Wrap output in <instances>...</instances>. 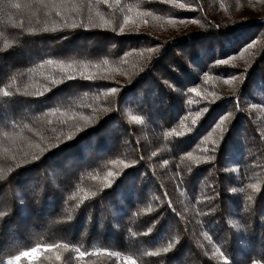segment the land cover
<instances>
[{
	"label": "trees",
	"instance_id": "1",
	"mask_svg": "<svg viewBox=\"0 0 264 264\" xmlns=\"http://www.w3.org/2000/svg\"><path fill=\"white\" fill-rule=\"evenodd\" d=\"M129 257L264 264V0H0V264Z\"/></svg>",
	"mask_w": 264,
	"mask_h": 264
},
{
	"label": "snow or ice",
	"instance_id": "2",
	"mask_svg": "<svg viewBox=\"0 0 264 264\" xmlns=\"http://www.w3.org/2000/svg\"><path fill=\"white\" fill-rule=\"evenodd\" d=\"M73 27H76V25H73ZM120 32H121V33L124 32V28H123V27L120 28ZM249 47H251V45H249ZM147 51H149V52H153V51H155V49L149 48V49H147ZM219 63H221V64H227V61L224 60V61H220ZM69 67H71V65H69ZM75 78H76L75 76H71V75L68 76V79H75ZM84 78H85V79H88V77H84ZM112 91H116V89H112ZM4 95H5V96H8L9 93H8V92H4ZM133 119H136V117H133ZM54 247H67V246H66V245H60V246H54ZM164 251L167 252L168 250H167V249H164ZM35 252H36V249H33L31 252H25V253H23V255H24L25 257H27V256H32V255L35 254ZM80 255H81V256H84L85 253H84V252H81ZM16 259L19 260L20 257L18 256V257H16ZM125 264H135V261L132 260V259L129 257V258L126 259Z\"/></svg>",
	"mask_w": 264,
	"mask_h": 264
}]
</instances>
